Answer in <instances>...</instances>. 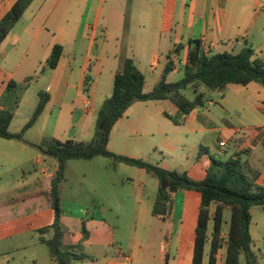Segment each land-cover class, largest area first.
Masks as SVG:
<instances>
[{
	"label": "crops",
	"instance_id": "0c3cea01",
	"mask_svg": "<svg viewBox=\"0 0 264 264\" xmlns=\"http://www.w3.org/2000/svg\"><path fill=\"white\" fill-rule=\"evenodd\" d=\"M15 2L0 0V21ZM196 41L208 54L235 53L249 45L255 56L264 60V0H32L22 19L0 44L3 85L11 89L24 82L28 87L19 100L11 97V91L8 94L4 89L0 91V108L13 113L10 131L19 133L30 120L25 117L21 128L14 129L25 94L32 91V82L37 86L36 107L40 92L50 97L23 142L0 138V242L13 238V224L21 219L20 245L3 255L7 262L11 256L13 261L18 257L22 264H54L50 252L41 257L39 251L46 246L42 240L51 239L54 231L42 234L37 216L42 215L44 197L53 209L49 191L57 164L53 172L40 169L38 166L47 156L30 144H41L45 139L90 142L98 111L114 92L115 75L124 69L127 58L133 59L145 76L144 92L150 93L162 79L168 56L174 62V70L167 75V82L174 83L185 75L188 54ZM56 45H61L63 52L58 67L51 69L48 60ZM204 89L201 91L205 93ZM217 92L218 98L210 102L219 108L218 113L205 105L183 116L170 100L134 103L114 126L108 149L116 155L144 159L169 171L187 173L196 181L206 177L212 163L210 155L240 158L246 170L259 174L257 183L264 186V85L255 82L247 86L229 85ZM88 99L90 109L85 105ZM222 141H227L224 148L219 145ZM26 156L29 158L24 160ZM24 161L36 165L37 176L28 184L22 181L23 185L7 188L5 174L10 165L21 168ZM122 169L129 168L122 166ZM131 171L134 176L122 181L133 185L132 192L139 204L137 223L144 224L156 199H151L148 188L151 186L157 193L159 182L143 169ZM172 198L174 208L170 217L161 219L152 215V220L163 228L158 233L149 229L150 238L159 234L160 246L156 255L149 253L146 264H192L201 197L196 192L178 191ZM27 202L31 205L27 206ZM215 210L212 205L211 216ZM68 215L62 211L65 245H71L73 236L82 231V225L75 231L65 227ZM251 217L255 264H264V208H252ZM91 219L85 224L91 236L83 243L90 259L72 262L129 264L125 256H131L132 260V255L117 247L111 249L113 228L106 222L105 210L92 214ZM96 222L98 227L90 229ZM106 227L110 235H106ZM228 231L229 228L223 227L217 264L226 261ZM212 232L213 228L209 229L210 235ZM75 251L80 253L78 249ZM210 252L208 242L203 264H208ZM239 264H247L244 255Z\"/></svg>",
	"mask_w": 264,
	"mask_h": 264
},
{
	"label": "trees",
	"instance_id": "16d2710c",
	"mask_svg": "<svg viewBox=\"0 0 264 264\" xmlns=\"http://www.w3.org/2000/svg\"><path fill=\"white\" fill-rule=\"evenodd\" d=\"M31 3L32 0H16L12 9L1 19L0 44L6 40L19 19H22ZM201 47V43L196 41V46L188 54L185 75L174 83H168L166 80L167 75L174 70V62L168 56L169 62L162 79L150 93L144 92L145 76L138 70L133 59L127 58L124 69L115 75L114 92L104 101L98 111L95 135L90 142L45 139L41 144H30L40 150L44 156L55 158L58 161L49 191L55 219L51 226L41 230L42 234L50 230L54 231L51 239L42 240L48 247L49 257L54 264H71L72 261L90 259V256L83 250L84 241H88L91 236L84 222L82 231L73 236L72 244H64L66 232L61 222L62 202L59 189L65 180L67 162L76 159L91 161L96 157L111 158L115 162L143 169L155 176L158 179L159 188L152 215L161 219L171 216L174 208L172 198L174 193L178 191L196 192L200 195L201 207L198 213L192 264H203L208 242L211 244L208 264H217L218 253L222 248L220 237L227 208L232 214L226 238L227 255L224 264H239L242 255L246 257L247 264H255L257 259L251 249V210L254 207L264 208V186L257 183L258 173L246 170L242 159H223L210 155L212 163L207 169L206 177L196 181L187 173L169 171L143 159L116 155L108 149L114 126L134 103L170 100L179 108L180 115L188 116L196 108L206 105L205 93L201 91L202 87H207L212 91H223L229 85L247 86L252 82L264 85V60L255 56L251 46L245 45L235 53L215 54L205 53ZM175 51L179 52L178 48ZM62 52L61 45L53 48L48 60L49 68L58 67ZM88 80L87 77V83ZM85 89L89 90L87 86ZM190 89L195 94L193 99L184 95ZM39 96L40 100L34 114L19 133L10 131L13 113L0 108V138L24 141L27 131L43 114L50 98L48 94L42 92ZM173 121L178 123V119L173 118ZM212 205L216 206V210L211 216ZM211 220L213 221V232L210 235ZM76 249L80 250V253L76 252Z\"/></svg>",
	"mask_w": 264,
	"mask_h": 264
},
{
	"label": "rangeland",
	"instance_id": "374dc122",
	"mask_svg": "<svg viewBox=\"0 0 264 264\" xmlns=\"http://www.w3.org/2000/svg\"><path fill=\"white\" fill-rule=\"evenodd\" d=\"M135 33H137V31H135ZM180 78L181 77H179V79ZM16 80L20 81L18 78ZM30 82H32V80H29V83ZM21 83L22 84H17L16 87L8 89L0 80V91L4 89L7 94L11 91V97L19 100L21 94L28 88L26 83ZM34 83L32 82V91H29L27 95L25 94L20 112L18 113V118L15 120L14 129H20L25 117L31 118L37 108L34 104V89H37V86ZM204 88L207 109H211L212 112L218 113L219 108L215 107V104H211L210 102V100L218 98V92L212 91L207 87ZM184 95L189 99H193L195 94L193 90L190 89L186 91ZM95 131L96 124L93 128L94 135ZM28 158L29 157L26 156L24 160ZM57 162V159L47 156L41 166L39 165L38 167L40 169L47 168L49 172H53ZM122 166L129 169L124 170ZM10 167L5 174L8 183L7 188L17 187L22 184V181L23 184H28V182L33 181L37 176L35 173V168L37 167L32 161L28 163L24 161L21 168H15L11 165ZM132 169L135 168L129 165H120L118 162L107 157H96L91 161L76 159L67 162L65 180L62 182L59 189L61 200L64 202L62 211L69 213V217L64 220L65 227H68L70 231H75L81 228L83 222L86 224L87 221H92V214L105 210V215L107 217L106 222L113 228L112 238L114 246L112 245L111 249L117 247L124 253L132 255V264H146L149 253L154 252L156 255L160 246L159 234H155L150 238L148 236L149 229H153L158 233L163 227L161 223L152 220L151 211L148 212V218L144 224L142 222L139 224L137 223L136 212L139 210V204L132 192L133 185L122 181L123 178L134 176L131 171ZM153 179L157 181L155 176H153ZM9 181H12V183L9 184ZM18 181L19 183H17ZM148 189V192L152 195L151 199L156 197V192L151 190V186H149ZM9 200H12V198H9ZM30 205L31 202H27V206ZM42 205V215L37 216V223L42 228H46L53 222L54 213L49 207L45 197L42 200ZM111 209L113 213L110 212ZM231 214V210L226 209L224 214V228H229ZM116 216H119V219H117ZM98 224L97 222L91 224L90 229L98 227ZM13 226V238L0 242V245H2L0 247V264H22L18 257H15L13 261L12 257L9 256V262L6 260L7 257H3L6 253H12L13 249L15 250L16 247L20 245L21 219L14 222ZM212 228L213 221L211 220L209 229L212 230ZM104 230L106 231V235H108L109 228L106 227ZM47 236L50 235L48 234ZM133 246H135L134 249ZM40 249L41 257L49 255L47 246H41ZM17 255H20V253ZM72 263L76 264V262Z\"/></svg>",
	"mask_w": 264,
	"mask_h": 264
},
{
	"label": "built area",
	"instance_id": "2783aa9c",
	"mask_svg": "<svg viewBox=\"0 0 264 264\" xmlns=\"http://www.w3.org/2000/svg\"><path fill=\"white\" fill-rule=\"evenodd\" d=\"M263 7V5L261 6ZM86 107L90 109L91 107V102L89 101V99L86 101ZM227 144V141H222L221 143H219L220 147L224 148ZM126 258V261L129 263V264H132V260H131V256H125Z\"/></svg>",
	"mask_w": 264,
	"mask_h": 264
}]
</instances>
